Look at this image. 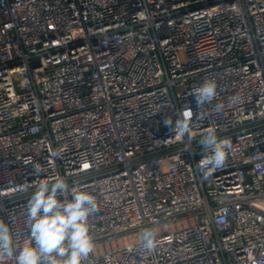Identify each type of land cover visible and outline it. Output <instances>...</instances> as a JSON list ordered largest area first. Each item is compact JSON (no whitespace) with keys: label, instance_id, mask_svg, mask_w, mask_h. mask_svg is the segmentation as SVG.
<instances>
[{"label":"built area","instance_id":"built-area-1","mask_svg":"<svg viewBox=\"0 0 264 264\" xmlns=\"http://www.w3.org/2000/svg\"><path fill=\"white\" fill-rule=\"evenodd\" d=\"M206 81L217 96L197 108ZM185 107L178 140L163 120ZM210 128L230 147L205 178ZM57 176L97 202L84 264H264V0H0V222L15 250ZM133 230L155 248L96 253Z\"/></svg>","mask_w":264,"mask_h":264},{"label":"clouds","instance_id":"clouds-1","mask_svg":"<svg viewBox=\"0 0 264 264\" xmlns=\"http://www.w3.org/2000/svg\"><path fill=\"white\" fill-rule=\"evenodd\" d=\"M194 96L197 108H203L217 96V84L206 81L190 93ZM217 112L224 105H215ZM193 111L190 107L163 120L165 127L174 133L178 140L189 136L192 131ZM210 154L203 157L198 170L204 171L205 178L215 169L221 168L226 160L227 140H218L214 129L199 141ZM70 193V199H58ZM98 211L97 202L89 192L69 185L62 177H55L51 183H40L27 204L26 225L30 243L19 249L13 248L8 225L0 222V257L15 256V264H84L93 252L94 242L89 235L88 219ZM144 247L155 248V236L150 231L142 234Z\"/></svg>","mask_w":264,"mask_h":264},{"label":"rangeland","instance_id":"rangeland-1","mask_svg":"<svg viewBox=\"0 0 264 264\" xmlns=\"http://www.w3.org/2000/svg\"><path fill=\"white\" fill-rule=\"evenodd\" d=\"M199 223V217H189V218H180L174 222H166L164 225L155 228L156 235H162L166 233H172L177 230H181L184 228H188L190 226L196 225ZM146 228V227H145ZM148 228V227H147ZM142 231V230H141ZM140 230H133L127 233L119 235L118 239H114L111 241H107L103 243L99 247L95 248L96 253H104L110 252L117 249H121L132 245L134 243H138L142 240V234ZM107 240V239H105Z\"/></svg>","mask_w":264,"mask_h":264}]
</instances>
